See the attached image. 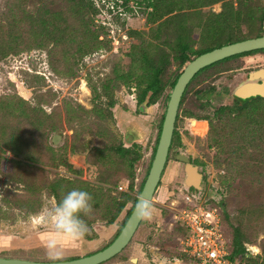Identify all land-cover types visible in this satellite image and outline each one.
<instances>
[{
    "label": "trees",
    "instance_id": "trees-1",
    "mask_svg": "<svg viewBox=\"0 0 264 264\" xmlns=\"http://www.w3.org/2000/svg\"><path fill=\"white\" fill-rule=\"evenodd\" d=\"M128 2L129 0H123L120 5L131 12L127 7ZM237 2V9L231 0H140L136 4L143 7L140 9L141 14L147 17L148 23L171 16L181 4H185L188 9L222 4L219 14L209 13L201 16L196 12L199 18L195 16L198 20L195 26L200 29L197 35L190 31L185 32L181 27V20L178 21L174 42L166 43L173 51L171 54H166L160 49L159 54L149 55L145 49H140L138 55L131 59L134 68L142 69L146 73L139 77L137 71L131 72L136 78L135 95L139 109L142 105L149 108L161 98L167 102L169 94H166V91L172 90L182 68L194 58L226 44L264 35L262 0ZM105 6L101 0H6L4 8L0 10V60L26 51L40 50L47 54L48 64L55 70L56 62L66 66L68 60L72 61L71 58L76 53L84 56L89 52L109 47L111 42L107 39V31L111 25L110 21L104 25H96L97 17ZM107 11L109 15L113 12L111 9ZM112 17L115 21L112 20L113 23L118 24L121 20L120 14H114ZM124 24L121 21L122 27ZM162 24L158 30H161ZM128 34L131 37L137 35L134 31ZM194 44L199 48L194 49ZM254 55H264V49L214 63L200 70L192 78L179 104L172 143L180 144L178 127L185 119L195 118L208 122V144L217 150L216 154L221 157L217 159V167L220 168L221 164H224L227 176L221 180L222 187L216 189L215 197L205 200L206 204L219 213L221 232L226 241L229 259L240 263L264 264V236L259 239V234L264 233V182L256 183L259 179H264V157L260 154V145L257 143H264V98L256 97L247 101L233 99L207 114L202 102L185 104L186 97L200 86L209 82L206 89L214 90L211 86L212 80L219 73L239 70L241 60ZM107 87L106 84L103 88ZM201 91L197 90L196 93ZM109 104L112 106L113 100ZM107 115V118L112 117L109 110ZM163 118L164 114L160 117L151 156L140 182L134 185L139 163L144 157L141 146L133 144L127 149L121 142H115L112 136L110 142L113 143L103 149L91 150L92 155L88 163L97 171L96 179L99 183L93 188L82 181H50L49 171L43 168L64 165L71 170L65 158L66 148L63 147L61 152L55 155L48 145V136L61 132L59 115L36 111L17 95L0 96V154L4 152V148L17 159L7 161L0 155V189L3 205L7 207L0 210V220H12L9 211L12 206L24 212L36 213L40 209L39 199L43 190L48 192L57 205L70 190H84L92 196L93 204V211L87 216H82L90 229L85 237L88 241L95 237L92 227L95 221H105L107 225H112L125 212L108 243L111 244L125 225L142 190L156 151ZM74 136L78 137L77 131ZM245 146L251 150L256 147L258 151L248 153ZM75 151V144L72 143L70 152ZM123 181H127L128 190L117 192L113 196L112 191ZM16 183L25 190L26 195H22L24 201L17 199L16 193L11 192V189L17 187ZM32 197L38 199V202L33 203ZM172 229L161 248L168 258L180 259L182 254L179 240L186 235V231L178 224H172ZM252 245L259 249V254L250 253L248 247ZM124 251L125 249L112 260L117 257L127 259ZM71 259L74 258L64 260Z\"/></svg>",
    "mask_w": 264,
    "mask_h": 264
},
{
    "label": "rangeland",
    "instance_id": "rangeland-1",
    "mask_svg": "<svg viewBox=\"0 0 264 264\" xmlns=\"http://www.w3.org/2000/svg\"><path fill=\"white\" fill-rule=\"evenodd\" d=\"M101 1L105 3V8L113 10L109 15L107 9L102 8L96 20L97 26L110 21L111 25L107 31V39L111 42L109 47L89 52L84 56L76 53L71 58L74 63L68 60L69 63L67 62L68 64L64 66L56 62L55 70L48 64L47 54L40 50L26 51L1 59L0 96L17 95L27 101L36 111L41 110L47 115H59L61 132L51 133L48 136V145L55 155L59 154L63 147L66 148L65 158L71 170L64 165L56 166V168L43 167L49 171L50 181L55 182L59 179L68 182L82 181L93 188L97 187L99 185L96 179L97 171L89 165L88 159L91 158L92 149H103L106 145L113 143L110 142L113 136L115 142H121L122 146L127 149L131 148L133 143L142 148L144 157L139 163L134 182V185H137L150 159L157 126L160 117L165 112L167 102L161 98L149 108L144 107L143 110L138 108L135 95L136 78L131 72L137 71L139 77L146 73L142 69L134 68L131 59L138 55L140 49H145L149 55L159 54L160 49L166 54H171L173 51L167 47L166 43L174 42L178 21L181 20V27L185 32L190 31L197 35L200 29L195 26L198 22L195 16L198 14L206 16L209 13L219 14L222 4L217 3L201 9L197 7L188 9L185 4H181L171 16L148 23L147 17L141 14L143 7L136 6L140 0H129L127 7L131 9V12L126 11V8L120 5L123 0ZM231 1L237 9V0ZM5 2L6 0H0V10L4 8ZM262 4L264 6V0ZM114 14H120L121 20L118 24L113 23ZM174 17H176L175 20H172ZM121 21L125 23L123 27L120 25ZM161 24L163 28L158 30ZM131 31L136 32L137 35L131 37L128 34ZM193 47L194 49L199 48L197 44ZM238 68L242 70L219 73L212 80L211 86L215 88L214 90L206 89L210 83H205L197 89L202 90L199 94L196 90L186 97L185 104L202 102L207 114L212 113L216 107L231 102L230 93L233 88L243 81L248 73L253 72L247 70L264 68V55L246 57L241 60ZM104 84L108 85L106 89L103 88ZM169 93L170 91L167 90L166 94ZM111 100H113L112 106L109 104ZM108 110L112 114L111 118H107ZM126 120L129 123H137L138 127L143 130L141 139L134 142L132 138L128 139L129 145L125 137L130 134L125 130L126 127L120 126V122H127ZM198 121L202 120L187 118L178 127L180 139L183 141L181 152L203 163L198 167L204 176V186L216 191L222 187L221 180L227 176L225 165L221 164L220 168L217 167V159L221 157L216 154L215 147L208 144L210 139L208 122L202 121L206 124L204 134H197L196 122ZM76 131L78 137L74 136ZM72 143L75 144V152H70ZM257 143L260 145L258 147L260 154L264 157V143ZM245 148L248 153L258 151L256 147L253 150L246 146ZM3 151L0 155L5 160H17L7 149L3 148ZM166 165L162 170L159 187L151 202L157 211L152 220H142L143 222L123 253L127 259H134V262H127V259L125 261L123 257H117L104 264H157L161 259L174 262L175 258H168L161 247L165 238H169L173 230L171 208H173L172 202L178 199L181 189L182 166L173 160ZM263 182L264 179L256 181L257 184ZM16 184L17 187H14V190L11 189V192L16 193L17 199L24 201L22 195H26L25 190L23 186ZM120 185L128 186V183L123 181L115 190L112 189L113 196L117 192L123 193L118 190ZM135 189H137L136 186ZM225 194L224 191V196ZM2 196L0 189V210H5L7 207L3 205ZM31 200L33 203L38 202V199L34 197ZM39 201L40 209L36 213L24 212L12 206L9 210L12 220H0V257L50 262L46 239L52 233L53 228L50 223H45L44 214L57 204L45 190L41 192ZM124 215L125 212L112 225H107L105 221H95L92 224L95 233L93 240L88 241L85 238L79 242L65 241L63 243L64 259L92 254L106 246L113 238ZM263 236L264 233L261 232L259 239ZM254 247L258 249L255 245Z\"/></svg>",
    "mask_w": 264,
    "mask_h": 264
},
{
    "label": "water",
    "instance_id": "water-1",
    "mask_svg": "<svg viewBox=\"0 0 264 264\" xmlns=\"http://www.w3.org/2000/svg\"><path fill=\"white\" fill-rule=\"evenodd\" d=\"M262 49H264V35L258 38L247 39L229 45L226 44L225 46L213 49L194 58L185 65L178 79L176 80L174 87L169 93L156 151L152 159L150 169L147 171V177L144 181L142 190L138 195L136 203L152 202L163 173L162 170H164L167 161V156L175 129L179 104L184 91L192 78L200 70L214 63L235 55ZM230 97L231 99H239L241 101H247L256 97L264 98V71H253L248 73L246 78L233 88L232 92L230 93ZM144 107L145 105H142L140 110H143ZM123 123L120 122V126L123 128L126 127L125 130L130 134L126 135L125 137L127 144L129 143V138H132L133 142L142 138L143 130L138 127L137 123H129L128 121ZM176 158L177 160L184 162L183 173H185V176L182 186L185 189H194L196 191H200L202 174L198 172L199 167L192 165L189 161V158L183 154H179ZM142 220L143 219L139 217L133 208L122 230L111 244H109L103 250L91 255L64 261V264H102L111 260L126 248L136 233ZM160 261H163V264L168 263L165 259H161L157 262V264H160ZM0 264H51V262H38L17 258L0 257Z\"/></svg>",
    "mask_w": 264,
    "mask_h": 264
},
{
    "label": "built area",
    "instance_id": "built-area-1",
    "mask_svg": "<svg viewBox=\"0 0 264 264\" xmlns=\"http://www.w3.org/2000/svg\"><path fill=\"white\" fill-rule=\"evenodd\" d=\"M196 124V133L204 134L206 124L202 121ZM118 190L125 192L128 186L120 185ZM172 206V224H178L186 231L179 240L182 258L175 259L173 264H247L229 259L219 213L207 206L199 192L181 188ZM248 250L252 255L259 254V249L254 246H249Z\"/></svg>",
    "mask_w": 264,
    "mask_h": 264
},
{
    "label": "clouds",
    "instance_id": "clouds-1",
    "mask_svg": "<svg viewBox=\"0 0 264 264\" xmlns=\"http://www.w3.org/2000/svg\"><path fill=\"white\" fill-rule=\"evenodd\" d=\"M134 209L140 218L149 221L157 211L148 202L136 203ZM92 211V196L87 191L72 189L63 196L58 205L45 212V223H50L53 228L46 239L51 264H64L65 241L79 242L85 239L90 229L82 216H87Z\"/></svg>",
    "mask_w": 264,
    "mask_h": 264
},
{
    "label": "flooded vegetation",
    "instance_id": "flooded-vegetation-1",
    "mask_svg": "<svg viewBox=\"0 0 264 264\" xmlns=\"http://www.w3.org/2000/svg\"><path fill=\"white\" fill-rule=\"evenodd\" d=\"M242 69H239V70H235V71H241ZM264 71V68H259V69H250V70H247V71ZM246 78V77H245ZM244 78V79H245ZM231 100H233V99H231ZM182 145H183V141H182V139H180V144L179 145H174L172 142H171V145H170V148H169V152H168V156H167V161H166V163H168V162H170V160H173L174 162H176V163H179V164H181V166H182V169H181V173H182V175H181V181H180V185H181V188H184L183 186H182V182H183V179H184V176H185V173H183V171H184V162H182V161H180V160H177V156L179 155V154H183L182 152H181V149H182ZM183 155H185V154H183ZM185 156H187L188 158H189V161H190V163L192 164V165H194V166H200V162H197V161H195L194 159H192L191 157H190V155H185ZM166 165V164H165ZM199 173H201V171H198ZM202 174V180H201V183H200V186H201V190L200 191H197V192H199L200 194H201V196L204 198V201L206 200V199H212V198H214L215 197V193H216V191L215 190H212L211 188H207V186H204L205 184H204V176H203V173H201ZM179 178V179H180ZM193 191H196V190H193ZM205 202H207V201H205ZM113 242V241H112ZM130 243V242H129ZM108 245V244H107ZM107 247V246H106ZM105 247V248H106ZM127 247V246H126ZM103 250V249H102ZM98 251H100V250H98ZM97 251V252H98ZM94 253H96V252H94ZM93 254V253H92ZM88 255H91V254H88ZM88 255H85V256H88ZM77 257V256H76ZM81 257H84V256H81ZM80 256H78V258H81ZM3 258H6V257H3ZM74 259H77V258H75V257H73ZM71 260H73V259H71ZM64 261H67V260H64ZM126 261V260H125ZM131 262V263H133L134 262V259H127V262ZM106 263V262H105ZM168 263L169 264H173V263H171V262H169L168 261ZM102 264H104V263H102Z\"/></svg>",
    "mask_w": 264,
    "mask_h": 264
}]
</instances>
